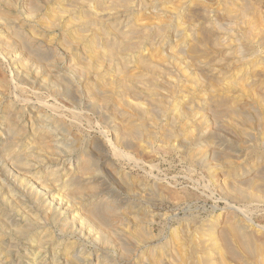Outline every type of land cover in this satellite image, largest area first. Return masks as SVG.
<instances>
[{"label": "rangeland", "instance_id": "374dc122", "mask_svg": "<svg viewBox=\"0 0 264 264\" xmlns=\"http://www.w3.org/2000/svg\"><path fill=\"white\" fill-rule=\"evenodd\" d=\"M190 2L192 0H175L173 6L169 3L166 7L162 6V9H166H163V14H166L164 16L148 11L146 0H0V81L9 80L13 83L12 93L10 91L4 98V104L9 103L14 106L13 111L21 112L24 111L23 104L26 102L34 105L41 103L42 108L40 106L38 110L48 111L56 120L63 119L62 125L67 122L70 127L65 124L63 130L69 129V135L73 134L71 138L76 136L75 144L83 142L81 144L84 147H81L85 151L87 147L91 148L88 140L91 142L95 138L100 143L96 149L88 150L87 153V156L94 153L96 158L92 155L90 157L97 162L99 177L84 175V178L79 174L83 177L81 184L71 186H64L63 182L68 181L71 174L66 175L65 170L61 171L63 166L56 157L49 155L50 159L46 154L39 155L37 150L31 154L35 161H31L30 157L26 158L29 147L37 145L35 141L30 142L33 139L32 133H25L26 129L25 136L17 137L20 145L12 149L14 153L12 150L5 153L7 156L10 153L17 154L31 165L30 170H19L17 174L18 178L21 177L17 178L20 180L19 184L21 179L30 183L25 189L33 194H27L26 200L7 181L0 179V187L4 188L3 195L12 200L14 209L16 208V219L21 224L26 215L29 221L33 216V219L36 217L37 220L31 219L34 235L43 242L47 251L39 258L41 264H52L54 251L57 254L56 264H64V250L72 246L71 243L73 247L75 245L74 251L84 256L82 264H202L210 258L214 264H264L262 257L251 262L247 254L251 252V244L254 248L256 244L264 246V194L263 198L260 196L262 200L259 193L258 197L255 196L259 202L248 200L246 205L237 204L238 199L236 201L234 198L239 197H234V192H231L234 194L233 198L231 194L227 197L226 170L230 167L229 170L234 174L236 161L235 156L229 159L231 162L225 158L222 129L225 122L231 120L226 117V111L222 108L225 106L221 107L222 96L219 94L223 83L225 85L227 82L226 76L229 74L230 79H233V73L226 75L224 70L228 66H235V62L252 57L243 59V54L240 53L245 49L242 44L244 40L240 37L242 33H238L240 36L237 34L241 21L236 23L235 19L225 17L217 4L214 5L215 16L193 12L196 7L201 8V4ZM189 3L193 5L192 8ZM240 10L242 12L243 9ZM198 13H202L204 17ZM208 29L216 32L207 40L210 43H206V39H209ZM257 48L258 55L261 49ZM226 55L231 56L227 59ZM14 57L18 58L16 62L19 65L25 58L30 59L34 76L37 74L44 82L33 84L34 78L25 82L15 79L10 65ZM230 58L231 61L228 62ZM55 77L67 79L69 91L58 86ZM210 83L216 86L215 89H220L213 94L215 97L212 99L213 87ZM31 87H34L33 91ZM22 90H26L28 96L23 95ZM28 111H31V106ZM74 115L78 116L80 121L77 126L80 127L73 129L71 124ZM0 119L2 122V115ZM21 123L22 125H18L24 128L25 125ZM235 123L230 122L232 125ZM124 125L135 127L136 136L131 139V143L129 140L127 146H120L115 137L118 131L129 128ZM3 126L6 127L5 124ZM250 129L251 127L248 131ZM248 133L251 134V131ZM208 136H215L212 142L208 141ZM1 143L2 140L0 145ZM105 162L156 191L155 195L143 192L141 202H134L138 211L135 215L129 209L128 203L133 202L124 193L121 178L102 170ZM79 166L77 163L72 173H80ZM113 168H110L112 172L115 171ZM246 176L248 180L253 177ZM95 179L99 183L91 182ZM247 179L244 177L242 180ZM236 181L232 178L231 184H237ZM236 186H232V191ZM41 187H44L45 192L39 194V201H46L51 208L48 223H44V215H41L36 205L33 206L31 200L32 197L39 196L35 193ZM79 189L82 190L79 195L83 193L80 196L75 193ZM90 189H93L92 192ZM243 190L248 194L250 189L247 190L245 186ZM28 196H32L31 199ZM112 200L115 203H111ZM229 201H233L230 202L232 204ZM59 203L65 209L69 206L70 210L61 214L65 209L61 211ZM91 203L101 205L100 207L98 204L109 222L102 225L93 221L88 215ZM142 206L147 210L145 217L139 211ZM54 216L69 221L71 228L60 232L55 224L51 226ZM71 218H74L73 221ZM238 229L240 235L244 233L243 236L235 235ZM49 235L54 236L53 241L49 240ZM222 237L226 238V242L231 241V244H226ZM212 242L215 244L212 245ZM59 243L65 248L61 252L57 248ZM211 246H215V256L210 253ZM231 247L234 248L233 252ZM20 251L19 254H13L10 264L18 263L20 258L23 264H31V251L28 253L26 248H20ZM223 252L225 253L222 254Z\"/></svg>", "mask_w": 264, "mask_h": 264}, {"label": "bare ground", "instance_id": "6f19581e", "mask_svg": "<svg viewBox=\"0 0 264 264\" xmlns=\"http://www.w3.org/2000/svg\"><path fill=\"white\" fill-rule=\"evenodd\" d=\"M191 1V0H190ZM173 2H175V0H146V7H147V10L148 11H151V13H154V14H159V15H162L164 13V7L163 9L161 8L162 6H165L169 3L171 4V6H173ZM178 2V1H177ZM191 3V2H190ZM189 3V5H190ZM192 3H194L196 5L197 4H201V8L200 7H196L194 10H192L193 12H202V13H205L207 15H211L213 14V16H215L216 14V10H215V6L214 5H218V7L220 8V12H222V14L227 18L229 17L230 18H233L235 19L236 23H238L239 21L242 22V25L239 23L238 26L241 25L240 28V31L237 32V34L240 32L242 33V36H239L242 38H240L239 36V39H241L243 41V45L245 46V49L243 50L244 52H242V50L240 51V53L243 54V59L244 58H248V57H252L251 59H245L246 61H238V62H235V66H231V68L228 66V68L226 70H224L225 68L223 67V70L226 71L225 74L227 75L229 72H232L233 73V79L229 76H226L225 79H227L224 87L222 85V89H215L216 86L214 84H211L212 87H213V90H211L212 92V95H211V99L214 98L215 96H213L214 93H217L216 91L217 90H220L219 91V94H221L220 96H222V105L221 107L224 105L225 107H222L224 112L226 111V117H229L230 120L232 122L236 123L235 124H230L229 121H227V119H225L227 122L226 125H224L223 129H222V140H223V150H224V153H225V158L228 162H231L229 161V159L231 157H234L235 158V168L234 169V174L230 171V167L229 169L227 168V172H226V191H227V197L232 193L234 192L235 193V196L234 197H239V198H234V200L238 199V202L237 204L242 205H246L248 200L249 201H258V198L256 200V197H259L264 194V12H263V8H264V0H192ZM191 3V4H192ZM176 4V3H174ZM194 5V6H195ZM198 5V6H199ZM191 6V5H190ZM189 6V7H190ZM193 6V5H192ZM192 6L190 8H192ZM189 8V9H190ZM243 9L242 12L240 9ZM188 9V10H189ZM240 10V11H239ZM191 11V9L189 10ZM188 11V13H189ZM191 11V13H192ZM166 12V11H165ZM200 14L203 16V14ZM190 14V13H189ZM164 15V14H163ZM196 15V14H195ZM195 15H191V16H195ZM166 16V14L164 15ZM196 17V16H195ZM204 17V16H203ZM206 17V16H205ZM209 17V16H208ZM192 18V17H191ZM189 19V18H188ZM232 20V19H231ZM238 20V21H237ZM173 28V27H172ZM239 28H237V30H239ZM209 30V29H208ZM215 30V29H214ZM213 33L215 34L216 32L213 31V29L209 30L208 31V38L209 39H206L207 40H210L212 37H213ZM203 36V35H202ZM237 37V39H238ZM238 39V40H239ZM202 40V39H201ZM204 41V40H203ZM205 41V42H206ZM213 41V39H212ZM233 41V40H232ZM197 42V41H196ZM204 42V43H205ZM227 42V41H226ZM206 43H210V42H206ZM214 43V42H212ZM217 44V43H216ZM214 44V45H216ZM233 44V42H232ZM209 45V44H207ZM214 45H211V46H214ZM196 46V45H195ZM210 46V47H211ZM217 46V45H216ZM243 46V47H244ZM193 47V46H192ZM259 47V48H257ZM215 48V47H214ZM213 47L212 49L215 50ZM219 48V47H218ZM225 48V46H224ZM229 48V47H228ZM239 48V47H238ZM256 48L257 49H261V51L259 52V54L257 55L256 53ZM198 49V48H197ZM208 49V48H207ZM230 49V48H229ZM234 49V48H233ZM210 51H212L210 49ZM215 52V51H214ZM217 52V51H216ZM213 54V52H210V54ZM236 53H239V52H236ZM211 54V55H212ZM216 54V53H215ZM118 55V54H117ZM238 55V54H237ZM114 56V55H113ZM210 56V55H208ZM224 56V55H223ZM227 56V55H226ZM231 56V55H230ZM230 56H227L226 58L228 59ZM212 57V56H211ZM215 57V55H214ZM233 57V56H232ZM210 58V57H209ZM38 59V58H36ZM214 59V58H213ZM239 59V58H238ZM18 60V58L14 57L11 61H10V65H11V68L13 70V77L15 79H17L18 81H22V82H25V81H28V80H31L33 79V84H37L39 83L40 81L41 82H44L42 81L38 76L37 74H35L34 76V72L31 71V68H30V63H31V60L30 59H27L25 58L24 59V62H22L21 65H19L16 61ZM211 59H209L210 61ZM215 61V60H214ZM224 61V59H223ZM222 61V62H223ZM231 61V58L228 62ZM237 61V60H236ZM227 62V60L225 61ZM227 62V63H228ZM232 63V62H231ZM234 63V62H233ZM229 64V63H228ZM211 65V64H209ZM215 65V64H214ZM232 65V64H230ZM225 66V65H224ZM233 67V68H232ZM223 71V72H224ZM225 74L223 73V77H225ZM231 74V73H230ZM224 79V78H223ZM224 79V80H225ZM223 80V81H224ZM55 81H56V84L58 86H61L63 88H66V90L70 89L69 88V81H67V79H60L55 77ZM212 81V80H211ZM214 81V80H213ZM215 82V81H214ZM220 82V81H219ZM225 82V81H224ZM222 83V82H221ZM13 84V83H12ZM11 81L9 80H1L0 81V112H2L0 115H2V122H0V140H2V143L0 145V179L3 180V181H7L8 183H10L11 187H13L14 191L20 193V195L22 196V198L24 200H26V195H30L31 194V191L29 192L26 191L27 189H25L27 186H29L30 183H26V181L28 180H24V179H21V184H19V181L17 180V174L19 173V170L20 172H24L26 169H29L31 168V165H30V162H28V160H22V158H20L17 154H11L10 155H5V153L7 151H11L15 146H19L20 145V142H19V139L20 138L19 136H23L25 133H29L31 134L32 133V141L30 140V142H34L35 146H28L29 149L26 153V158L30 157L31 158V161L34 160L32 159V156L31 154L33 152H36L37 150V154L39 155H42V154H46L47 156L49 155H52L54 157H56V160L61 163V165L63 166V168H61V171L62 170H65L66 171V175L68 174H71L70 178L68 181L66 182H63L64 186L65 185H78V184H81L82 182V178L81 176H84V175H90L91 177L93 178H98L99 177V168L97 166V162L96 160H94L93 158L95 157L92 153L90 155L93 156V158L89 156H87L88 154V150H91V149H96L97 146L100 144L98 140H96L95 138L92 139V141L86 143L89 145V147L91 146V148L87 149V151H85L84 148H82L81 146H83L81 143H79V145L75 144L76 143V136L71 138L73 136V134L69 135V129L66 131L63 130V126L67 123H63L64 125H62L61 121L59 120H56L57 118H53L52 114H48V111H39L38 109H40V106L42 108V104L39 103L38 105H34V104H30L29 102H26L24 105V111H21V112H15L13 111V108L14 106L12 107L11 104H4L5 102H3L4 98L6 96H8V94L10 93L11 91ZM210 85V87H211ZM219 85V84H218ZM13 87V86H12ZM35 87V86H34ZM34 87H31V90L33 91ZM210 89V88H209ZM212 89V88H211ZM65 90V92H66ZM24 91V92H23ZM69 91V90H68ZM21 92H23L22 94L26 95L27 94V91L26 90H22ZM12 93V91H11ZM35 93V92H34ZM210 93V94H211ZM230 94H232L230 96ZM68 95V94H66ZM215 95V94H214ZM28 96V95H26ZM25 96V98H26ZM219 96V95H218ZM24 98V96H23ZM26 100V99H25ZM29 101V100H28ZM215 101V100H214ZM14 102V101H13ZM221 102V101H220ZM219 104V103H218ZM13 105V103H12ZM212 105V104H211ZM214 105V103H213ZM217 104H215V107H216ZM231 105V106H229ZM31 106V111H28L29 110V107ZM211 107V106H210ZM219 106H217L218 108ZM221 108V109H222ZM225 108V109H224ZM19 108H17L18 110ZM221 109H219L221 111ZM38 110V111H37ZM213 110V109H212ZM214 110H216L214 108ZM62 112V111H61ZM101 112V111H100ZM223 112V111H222ZM52 113V112H51ZM56 113V112H55ZM60 113V112H59ZM63 113V112H62ZM27 114V115H26ZM61 114V113H60ZM104 114V113H103ZM54 115V114H53ZM56 115V114H55ZM62 115V114H61ZM64 115V113H63ZM62 115V117H63ZM57 116V115H56ZM55 116V117H56ZM73 116V115H72ZM61 117V116H60ZM65 117H66V114H65ZM223 117V116H222ZM221 117V118H222ZM59 118V117H58ZM71 119V118H70ZM224 119V117L222 118ZM234 120V121H233ZM1 121V119H0ZM25 121H27L25 123ZM78 121L79 118L77 115H74L73 117V121H72V126H73V129L74 127H80V125L77 126V124L79 123ZM23 122V126L25 125L24 128H21L19 124L22 125ZM70 122V121H69ZM224 122V120H223ZM71 123V122H70ZM81 123V122H80ZM3 124L6 125L3 126ZM82 124V123H81ZM134 125V124H133ZM183 125V124H182ZM66 126H69L70 125H67ZM65 126V127H66ZM125 126V125H124ZM128 126V125H126ZM125 126V127H126ZM251 127V129L248 131V128ZM27 127L28 130H27ZM63 127V128H62ZM68 127V128H69ZM129 127V126H128ZM244 127H248L247 129ZM135 128V127H134ZM134 128L131 126L129 128H124L123 130H120L117 132V137H115L116 141H118V145H126L129 140H130V143H131V139L136 136V132H134ZM138 129V127H136ZM142 128V127H141ZM181 128V127H180ZM24 129H26V132L24 131ZM19 130V131H18ZM136 130V129H135ZM247 130V131H245ZM139 131V130H138ZM251 131V134L248 133ZM25 132V133H24ZM72 132V131H71ZM182 132V131H181ZM210 133V132H209ZM140 134V133H139ZM187 134V133H186ZM141 135V134H140ZM208 135V134H207ZM206 135V136H207ZM25 136V135H24ZM87 136V135H86ZM116 136V135H115ZM18 137V138H17ZM205 137V136H204ZM215 137V136H214ZM213 136H208V141L212 142L213 141ZM30 138V137H29ZM93 138V137H92ZM138 138V137H137ZM28 139V138H26ZM90 139V138H89ZM24 141V140H23ZM135 141V140H134ZM216 141V140H215ZM79 142V141H78ZM186 142H188L186 140ZM185 142V143H186ZM198 142V141H197ZM215 143V142H214ZM213 143V145H214ZM26 144V143H25ZM33 144V143H31ZM85 144V143H84ZM133 144V143H132ZM24 145V144H23ZM29 145V144H28ZM34 145V144H33ZM77 145V146H76ZM212 145V144H211ZM38 146V147H37ZM87 146V145H86ZM127 146V145H126ZM130 146V144H129ZM141 146V145H140ZM26 147V145H25ZM84 147V146H83ZM133 147V145L131 146ZM139 147V146H138ZM143 147V146H142ZM26 150H27V147H26ZM25 149L23 151H26ZM222 150V149H221ZM13 151V150H12ZM94 151V150H92ZM120 152V151H119ZM14 153V151H13ZM141 154V153H140ZM42 155V156H44ZM45 155V156H46ZM101 155V154H100ZM119 155V154H117ZM223 155V154H222ZM105 156V155H104ZM23 157V156H22ZM50 157V156H49ZM98 157V156H97ZM25 158V159H26ZM29 158V159H30ZM96 158V157H95ZM224 158V159H225ZM36 159V158H35ZM46 159V158H45ZM51 159V157H50ZM49 159V160H50ZM53 159V158H52ZM98 159V158H97ZM100 159V158H99ZM102 159V158H101ZM100 159V160H101ZM39 160V159H37ZM75 160L76 162L80 165L79 166V169H78V172L80 173H76L77 171H74L75 168L74 166L77 164H75ZM35 161V160H34ZM33 161V162H34ZM53 161V160H52ZM56 161V162H57ZM98 161V160H97ZM226 161V162H227ZM233 161V160H232ZM37 162V161H36ZM50 162V161H49ZM100 162V161H99ZM98 162V163H99ZM106 163V164H105ZM104 165L102 166V170L104 171H107L108 173L111 172L113 174H117V176L119 178H121V181L123 183V191L124 193L128 196V198L130 199V202H133V204L131 203H128L130 205V211L133 212L132 215L137 211V207L134 206V202L137 201L138 202H141V199L143 196L144 193L143 192H146L149 194V195H155L156 191H153L151 187L147 186V184H142V182H139V181H136L134 180L133 177L127 175V173L125 174V172H122L120 169L117 170V168L115 169V167H111L109 166L108 162H105ZM229 164V163H227ZM226 164V165H227ZM47 165V164H46ZM231 165V164H230ZM36 166V165H35ZM229 166V165H227ZM233 167V165H232ZM231 167V168H232ZM110 168H113V170H115L114 172H112V169ZM23 170V171H21ZM60 170V169H59ZM225 170V169H224ZM27 171V170H26ZM106 172V173H107ZM103 173V172H102ZM79 174L81 176H79ZM99 174V175H98ZM105 174V172L103 173ZM21 175V174H20ZM27 175V174H26ZM233 175V177H232ZM246 175H250L252 178L250 180L247 179V176ZM25 176V175H24ZM224 177V176H223ZM246 177L247 181H243L242 179ZM21 178V177H20ZM18 178V179H20ZM23 178V177H22ZM84 178H86L84 176ZM233 179H236L237 181V184L240 185V186H236L237 184H231V180ZM89 179V178H88ZM101 179V178H100ZM99 179V180H100ZM87 180V179H86ZM138 180V179H137ZM235 181V180H233ZM31 182V181H30ZM50 182V181H49ZM56 182V181H55ZM58 182V181H57ZM89 182V181H88ZM87 182V183H88ZM93 182L94 184L95 183H99L98 180L95 179V181H91ZM248 182V183H247ZM53 183V182H52ZM87 183H83L84 184H87ZM90 183V182H89ZM101 183V182H100ZM3 184V183H2ZM45 184V183H44ZM43 184V185H44ZM93 184V185H94ZM34 185V184H33ZM32 185V187H33ZM97 185V184H96ZM99 185V184H98ZM236 186V188H234L235 190L232 191V186ZM242 185H245L247 186V190L250 189L253 191V193H251L250 190H248V194L246 192V190L244 191L243 190V186ZM4 186V184H3ZM6 186V185H5ZM62 186V185H61ZM87 186V185H86ZM95 186V185H94ZM53 187V186H52ZM89 187H92V186H89ZM100 187V186H99ZM44 187H41V189L39 191H36L37 195L39 194H43L45 191L43 189ZM51 188V187H49ZM83 188V187H82ZM85 188V186H84ZM87 188V187H86ZM94 188V187H93ZM103 188V187H102ZM156 188V187H155ZM4 189V188H3ZM2 187H0V264H10V260L11 258L13 257V254H19L21 251H20V248H26V251L29 253L31 251V264H41L39 261L42 257L43 254H45L46 251V246L43 244L42 241H39L38 238L35 237L34 233H35V230H34V224H32V220H37L36 217L35 219L34 216L31 214V216H33V218H30V221L27 220L26 216H24V222L21 224V222H19L17 219H16V216H15V209H14V204L13 202H11L7 197H5L4 194V191H3ZM12 189V188H11ZM64 189V188H63ZM97 189V188H96ZM99 191H100V188H98ZM7 190V189H5ZM76 190V189H75ZM84 190V189H83ZM93 190V189H90V191ZM122 190V189H121ZM8 191V190H7ZM74 191V190H73ZM80 191L82 190H77L75 193L78 194V196L82 195L79 193H81ZM86 191V190H85ZM88 191V190H87ZM89 191V192H90ZM99 191H97L98 193H100ZM225 191V190H224ZM13 192V191H12ZM15 192V193H16ZM92 192V191H91ZM95 192V190H94ZM112 192V191H111ZM159 192V191H158ZM162 192V191H161ZM232 192V193H231ZM6 193H10V192H6ZM72 195H75L73 194V192H71ZM87 193V192H86ZM97 193V194H98ZM113 193V192H112ZM259 193V194H258ZM13 194V193H12ZM33 194V193H32ZM31 194V195H32ZM65 194V193H64ZM69 196L71 195L70 193H68ZM93 195V194H91ZM103 195V193L101 194ZM104 195L106 196L107 193L105 192ZM103 195V196H104ZM159 195V194H158ZM157 195V196H158ZM234 195V194H233ZM233 195H232V198H233ZM42 196V195H41ZM112 196V195H111ZM160 196H162V194H160ZM29 197V196H28ZM32 197V196H31ZM31 197H29L31 199ZM39 196H37V198H33L32 197V201H33V206L36 205L35 207L41 212V215H44L42 217H44V220L45 222L44 223H48L49 222V219L50 217H48L50 214V205L46 204V201L42 202V201H39ZM76 197V195H75ZM73 197V198H75ZM98 197V196H97ZM152 197V196H151ZM165 197V196H164ZM28 198V199H29ZM79 198H82V197H79ZM100 198V197H99ZM160 198V197H159ZM163 198V197H162ZM226 198V197H225ZM261 198V197H260ZM262 198H263V195H262ZM261 198V200H262ZM11 199V198H10ZM43 199V198H41ZM54 199V198H53ZM72 199V197L70 198ZM76 199V198H75ZM104 199V198H103ZM144 199V198H143ZM22 200V199H21ZM20 200V201H21ZM68 200V199H67ZM90 200V199H89ZM110 200V199H109ZM229 200H231V197L229 198ZM233 200V199H232ZM260 200V199H259ZM14 201V199H13ZM72 201H74L72 199ZM71 201V202H72ZM237 201V200H236ZM254 201V203H255ZM19 202V201H18ZM54 202V201H53ZM95 202V201H93ZM106 202V201H105ZM143 202V201H142ZM145 202V201H144ZM230 202H233V201H229ZM256 202V203H257ZM262 202V201H261ZM260 202V203H261ZM15 203V202H14ZM52 203V202H51ZM50 203V204H51ZM107 203V202H106ZM111 203H115V200H112ZM136 203V204H137ZM18 203H16L17 205ZM32 204V203H31ZM73 204V203H72ZM75 204V203H74ZM73 204V205H74ZM99 204V203H98ZM98 204H95L93 205V203H91L90 207L89 208V214L90 217L93 219V221H97L99 224H102V223H107L109 222L108 220H106V216H105V213L103 212V208H99V205ZM127 204V205H128ZM135 204V205H136ZM228 204V203H227ZM232 204V203H230ZM229 204V205H230ZM235 204V203H234ZM249 204V203H248ZM20 205V204H19ZM57 205V204H56ZM68 205V204H67ZM66 205V206H67ZM76 205V204H75ZM118 205V204H117ZM251 205V204H250ZM253 205V203H252ZM256 205V204H255ZM254 205V206H255ZM264 205V204H263ZM21 206V205H20ZM62 203L58 205V207L60 208V210L62 211V209H65V208H62ZM120 206V205H119ZM141 206V205H140ZM144 206V205H143ZM142 206V208H140L141 210L140 213L142 215H144L145 217V210L143 209L144 207ZM236 206V205H235ZM25 207V206H24ZM69 207V206H68ZM68 207L63 210L61 212V214L67 212L70 210V208L68 209ZM101 207V205H100ZM114 207V206H113ZM243 207V206H241ZM249 207V206H248ZM106 208V207H105ZM246 208V207H245ZM257 208V207H256ZM110 209V208H109ZM116 209V208H115ZM21 210V209H19ZM36 210V211H38ZM53 210V209H52ZM111 210V209H110ZM117 210V209H116ZM119 210V209H118ZM234 210V209H233ZM248 210V208H247ZM263 210V209H262ZM22 211V210H21ZM35 211V212H36ZM104 211H106L104 209ZM129 211V210H128ZM147 211V210H146ZM258 211V210H257ZM256 211V212H257ZM264 211V210H263ZM18 212V211H17ZM138 212V211H137ZM136 212V213H137ZM25 213V211H24ZM38 213V212H37ZM118 213V212H117ZM247 213V212H246ZM258 213V212H257ZM17 214V213H16ZM27 214V213H26ZM35 214V213H34ZM111 214V213H110ZM25 215V214H24ZM30 215V213H29ZM51 215H52V212H51ZM84 215V214H83ZM87 215V214H86ZM135 215V214H134ZM140 215V214H139ZM147 215V213H146ZM259 215V214H258ZM60 216V214H59ZM109 216V215H108ZM107 216V217H108ZM264 216V214H263ZM62 217V216H61ZM89 217V219H90ZM132 217V216H131ZM143 217V218H144ZM55 218V216H54ZM53 218V219H54ZM75 218V217H74ZM73 218V219H74ZM237 218V217H236ZM264 218V217H263ZM42 219V218H41ZM72 219V218H71ZM72 219V221H73ZM109 219V218H108ZM241 219V218H240ZM245 219V218H244ZM257 219V218H256ZM76 220V218H75ZM144 220V219H142ZM237 220V219H236ZM251 220V219H250ZM145 221V220H144ZM245 221V220H243ZM248 221V220H247ZM260 221V219L258 220ZM43 222V221H42ZM261 222V221H260ZM264 222V220H263ZM35 223V221H34ZM38 223V221H37ZM54 225L55 224V227L57 229L60 230V232H65V230L67 231V229L71 228L70 226V222L67 221V220H60L59 218H55L53 222H51ZM111 223V221H110ZM109 223V224H110ZM242 223V222H241ZM250 223V222H248ZM259 223V222H258ZM73 224V222H72ZM96 224V222L94 223ZM113 224V223H112ZM213 224V223H212ZM236 224V223H235ZM237 224H239L237 222ZM245 224V222L243 223ZM263 224V223H262ZM39 225H41L39 223ZM49 225V224H48ZM74 225V224H73ZM72 225V227H74ZM103 225V224H102ZM242 225V224H241ZM38 226V225H37ZM42 226V225H41ZM50 226V227H51ZM116 226V225H115ZM230 226V225H229ZM244 226V225H243ZM249 226V225H248ZM263 226V225H262ZM39 227V226H38ZM54 227V226H53ZM102 227V226H101ZM106 227V225H105ZM104 227V228H105ZM111 227V226H110ZM241 227V226H240ZM261 227V226H260ZM44 228V227H43ZM75 228V227H74ZM73 228V229H74ZM100 228V227H99ZM98 228V229H99ZM114 228V227H113ZM141 228V227H139ZM232 228V227H231ZM230 228V229H231ZM236 229V227H234ZM108 229V227H107ZM233 229V228H232ZM242 229V228H241ZM245 229V228H244ZM37 230V228H36ZM56 230V229H55ZM102 230V228H101ZM106 230V228H105ZM144 230V229H143ZM199 230V229H198ZM38 231V230H37ZM47 231V230H45ZM71 231V230H70ZM116 231V230H115ZM130 231V230H128ZM133 231V230H132ZM212 231V230H211ZM229 231V230H228ZM240 230L238 229L237 231H235V235H238V236H243L244 233H242L241 235L239 234ZM254 231V230H253ZM48 232V231H47ZM54 232V231H53ZM105 232V231H103ZM200 232V231H199ZM198 232V233H199ZM213 232V231H212ZM227 232V230H226ZM232 232V231H231ZM50 233V232H48ZM58 233V232H57ZM108 233V232H106ZM140 233V232H139ZM141 233H143L141 231ZM140 233V234H141ZM225 233V232H224ZM234 233V232H233ZM246 233V232H245ZM253 233V232H252ZM60 234V233H59ZM122 234V233H121ZM147 234V233H145ZM210 234V233H209ZM214 234V232H213ZM222 234V233H221ZM226 234V233H225ZM230 234V233H229ZM255 234V233H254ZM260 234H262L260 232ZM120 235V234H119ZM142 235V234H141ZM212 235V234H211ZM215 235V234H214ZM223 235V234H222ZM234 235V234H233ZM234 235V236H235ZM247 235V234H246ZM48 236V235H47ZM51 239L49 240H52L54 239V236L53 235H49ZM56 236V235H55ZM113 237V235H111ZM140 236V235H139ZM204 236V235H202ZM225 236V235H224ZM228 236V234H227ZM226 236V238H227ZM231 236V235H230ZM248 236V235H247ZM258 236V235H257ZM126 237V236H125ZM143 237V236H142ZM216 237V235H215ZM57 238V237H56ZM136 238H138L136 236ZM144 238V237H143ZM147 238V237H146ZM221 238V236H220ZM223 238V237H222ZM226 238L224 239V241L226 242ZM239 238V237H238ZM242 238V237H241ZM180 239V238H179ZM185 239V238H184ZM205 239V238H204ZM212 239V238H211ZM235 239V238H234ZM147 240V239H146ZM229 239H227L228 241ZM232 240V239H230ZM229 240V241H230ZM221 241V239H220ZM240 241V240H239ZM245 241V240H244ZM181 242V241H180ZM210 242V241H209ZM217 242V241H216ZM231 242V241H230ZM230 242H226L227 243H230ZM234 242V241H233ZM259 242V241H258ZM50 243V242H48ZM179 243V242H178ZM211 243V242H210ZM213 243L215 244V242H212V245ZM220 243V242H219ZM223 243V242H221ZM249 243V242H248ZM55 244V242H54ZM54 244H53V247H54ZM72 246H69L67 247L66 249L65 248H62V245L61 243H59L57 245V248L59 249V251L61 252L62 250L65 251V257H62L64 258V264H82L83 260L85 258H83L84 256H80L81 254L78 253V251H74V247H73V243H71ZM70 244V245H71ZM140 244V243H139ZM225 244V246H226ZM231 244V243H230ZM234 244V243H233ZM246 244V243H243V245ZM250 244V243H249ZM262 244H263V240H262ZM69 245V244H68ZM217 245V244H216ZM215 245V246H216ZM220 245V244H219ZM242 245V243H241ZM240 245V246H241ZM248 245V244H246ZM245 245V246H246ZM215 246H211V251L210 253L212 252L213 253V256H215L216 253V249H215ZM230 246V245H229ZM222 247V246H220ZM248 247V246H247ZM251 250H249L250 253H247L249 254L250 256V261L251 260H255V258H259L262 257L261 259H264V246H260L259 244H256L255 248H254V245L252 246H249ZM177 248V247H175ZM184 248V247H182ZM202 248V247H201ZM210 248V247H209ZM228 248V247H227ZM230 248V247H229ZM236 248V247H235ZM29 249V250H28ZM57 249V250H58ZM221 249V248H220ZM223 249V248H222ZM232 249V247H231ZM234 249V248H233ZM232 249L231 252H233L234 250ZM248 249V248H246ZM237 250V249H236ZM63 251V253H64ZM245 251V250H244ZM83 252V251H82ZM220 252V250L218 251ZM236 252V251H235ZM234 252V254H235ZM181 253V252H180ZM225 252H223L222 254H224ZM183 254V253H182ZM228 254V253H227ZM203 255V254H202ZM229 255V254H228ZM227 255V256H228ZM245 255V254H244ZM56 252L54 251V260L52 262V264H56L58 263V261L56 260ZM64 256V255H63ZM183 257V255H181ZM205 256V255H204ZM207 256V254H206ZM212 256V258H213ZM238 255H236L237 257ZM82 257V258H81ZM188 257V256H187ZM210 257V256H209ZM207 257V258H209ZM220 257V256H219ZM218 257V258H219ZM235 257V256H233ZM242 257V256H241ZM215 258V257H214ZM221 258V257H220ZM239 258V256H238ZM237 258V259H238ZM226 259V258H225ZM224 259V260H225ZM235 259V258H234ZM21 258L19 259L18 263L16 264H23L21 261ZM239 260H241V258H239ZM180 261V260H179ZM206 261V260H205ZM209 261L212 262L211 258L209 259ZM209 261H206V262H203L202 264H211ZM243 261V260H242ZM246 261V260H245ZM260 261V260H259ZM253 262V261H251ZM263 262V261H262ZM182 263V262H180ZM199 263V262H198ZM243 263V262H242ZM255 263V262H254ZM258 263V262H257ZM255 263V264H257ZM29 264V263H28ZM63 264V263H61ZM212 264H214V262H212ZM241 264V263H240ZM246 264V263H245ZM252 264V263H250Z\"/></svg>", "mask_w": 264, "mask_h": 264}]
</instances>
